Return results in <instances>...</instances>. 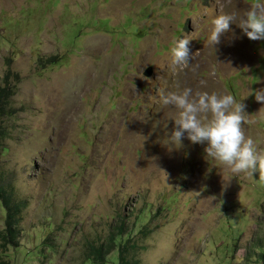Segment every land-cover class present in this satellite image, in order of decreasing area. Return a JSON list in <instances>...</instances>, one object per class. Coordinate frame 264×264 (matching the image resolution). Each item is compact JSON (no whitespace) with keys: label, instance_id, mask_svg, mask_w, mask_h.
Wrapping results in <instances>:
<instances>
[{"label":"rangeland","instance_id":"obj_1","mask_svg":"<svg viewBox=\"0 0 264 264\" xmlns=\"http://www.w3.org/2000/svg\"><path fill=\"white\" fill-rule=\"evenodd\" d=\"M255 2L0 0V87L10 66L21 109L4 124L0 173L27 202L11 264H81L84 244L119 219L117 243H135L139 264H264V173L233 174L186 138L177 147L178 112L158 96L191 88L240 101L264 89V41L238 19L208 42L215 16ZM185 35L194 60L179 69L170 50ZM242 103L245 136L264 150V104Z\"/></svg>","mask_w":264,"mask_h":264},{"label":"clouds","instance_id":"obj_2","mask_svg":"<svg viewBox=\"0 0 264 264\" xmlns=\"http://www.w3.org/2000/svg\"><path fill=\"white\" fill-rule=\"evenodd\" d=\"M237 19L236 27L248 40L264 41V0H256L239 18L236 13L215 16L209 44L212 47L218 45L220 37L231 30ZM190 41L185 35L174 42L170 50L174 67L183 69L189 66L193 56L190 55ZM200 83L206 85L203 80ZM252 95L256 102L264 104V89L249 90L244 98ZM158 96L162 105L178 112L175 128L169 137L177 147L186 138L192 144H206L205 156L226 166L233 174L245 173L252 177L258 171L264 173V150L258 151L253 139L245 136L243 125L252 121L244 111V98L237 101L232 95L201 91L193 95L191 88L170 92L160 90Z\"/></svg>","mask_w":264,"mask_h":264},{"label":"trees","instance_id":"obj_3","mask_svg":"<svg viewBox=\"0 0 264 264\" xmlns=\"http://www.w3.org/2000/svg\"><path fill=\"white\" fill-rule=\"evenodd\" d=\"M59 57H51L43 62L40 59V68L43 70L48 65H57ZM10 62V61H9ZM19 81V76L8 66L3 78V86L0 87V153L6 150L5 141L9 138L8 126H4L6 121L17 116L21 109L12 105V98L16 93L14 80ZM0 201L4 210V228L0 231V264H11L6 257L9 249H17L21 237L20 223L22 212L27 206L25 200H19L16 195L14 185L3 178L0 173ZM125 223L119 219L111 225L107 234L100 241H87L84 244L81 264H108V258L116 252L115 264H139L134 257L138 250L135 243H130L127 239L125 243H117L118 239L125 233ZM144 229L139 233L142 235ZM46 247H52L51 239L46 238Z\"/></svg>","mask_w":264,"mask_h":264},{"label":"water","instance_id":"obj_4","mask_svg":"<svg viewBox=\"0 0 264 264\" xmlns=\"http://www.w3.org/2000/svg\"><path fill=\"white\" fill-rule=\"evenodd\" d=\"M152 73H153V69H152V67H148V68L146 69V71L144 72V76L147 77V78H149V77L152 76Z\"/></svg>","mask_w":264,"mask_h":264},{"label":"bare ground","instance_id":"obj_5","mask_svg":"<svg viewBox=\"0 0 264 264\" xmlns=\"http://www.w3.org/2000/svg\"><path fill=\"white\" fill-rule=\"evenodd\" d=\"M192 60H194V59L192 58Z\"/></svg>","mask_w":264,"mask_h":264}]
</instances>
